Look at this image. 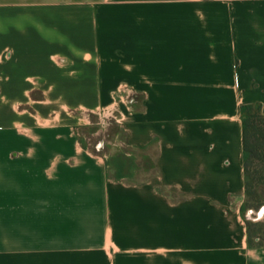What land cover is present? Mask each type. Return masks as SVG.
<instances>
[{
  "label": "crops",
  "instance_id": "obj_1",
  "mask_svg": "<svg viewBox=\"0 0 264 264\" xmlns=\"http://www.w3.org/2000/svg\"><path fill=\"white\" fill-rule=\"evenodd\" d=\"M255 102L264 0H0V264H264ZM114 107L124 139L92 150L79 130Z\"/></svg>",
  "mask_w": 264,
  "mask_h": 264
},
{
  "label": "trees",
  "instance_id": "obj_2",
  "mask_svg": "<svg viewBox=\"0 0 264 264\" xmlns=\"http://www.w3.org/2000/svg\"><path fill=\"white\" fill-rule=\"evenodd\" d=\"M132 104V101H131ZM242 132L245 170V202L247 209L264 205V112L259 102L242 105ZM248 241L251 246H264L263 224L246 220Z\"/></svg>",
  "mask_w": 264,
  "mask_h": 264
},
{
  "label": "rangeland",
  "instance_id": "obj_3",
  "mask_svg": "<svg viewBox=\"0 0 264 264\" xmlns=\"http://www.w3.org/2000/svg\"><path fill=\"white\" fill-rule=\"evenodd\" d=\"M132 101V100H131ZM90 123L81 127L79 130L81 138L91 147L92 150H95L97 146H102L104 151L109 152L110 144L116 143L117 141H121L124 139V132L119 125V121L115 118H111L110 120H104L99 117V115L91 114ZM100 148V147H99ZM115 150H111L110 152H114ZM138 163L142 165V159L138 157ZM144 165V163H143ZM149 164L146 163V166ZM149 172L141 171L136 177V181H142L148 176ZM261 193L264 197V188L261 190ZM244 219L250 220L252 223H260L263 224V233L264 237V205L258 208L247 209Z\"/></svg>",
  "mask_w": 264,
  "mask_h": 264
},
{
  "label": "built area",
  "instance_id": "obj_4",
  "mask_svg": "<svg viewBox=\"0 0 264 264\" xmlns=\"http://www.w3.org/2000/svg\"><path fill=\"white\" fill-rule=\"evenodd\" d=\"M128 97V100H129V102H130V98H131V96L130 95H128L127 96ZM117 108L116 107H114V108H112V109H108V110H105V111H102V112H99V113H97L96 115H99V117L101 118V119H103V121L104 120H107V119H111V118H116L117 119V121H118V115H117ZM90 116H91V114H89V116H88V118H89V120H90ZM88 120V123H90V121Z\"/></svg>",
  "mask_w": 264,
  "mask_h": 264
}]
</instances>
